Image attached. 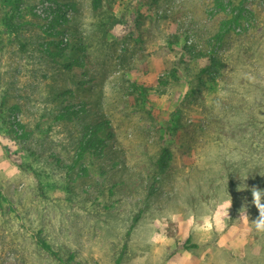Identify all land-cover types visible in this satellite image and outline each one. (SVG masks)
<instances>
[{"label":"rangeland","instance_id":"1","mask_svg":"<svg viewBox=\"0 0 264 264\" xmlns=\"http://www.w3.org/2000/svg\"><path fill=\"white\" fill-rule=\"evenodd\" d=\"M15 1L0 0V264H264V0H55L54 37Z\"/></svg>","mask_w":264,"mask_h":264},{"label":"trees","instance_id":"2","mask_svg":"<svg viewBox=\"0 0 264 264\" xmlns=\"http://www.w3.org/2000/svg\"><path fill=\"white\" fill-rule=\"evenodd\" d=\"M19 0L15 1V5H16V9H18L19 7ZM101 0H94V7L97 9L101 6ZM21 5V4H20ZM66 8L65 5H61V11H64ZM64 14V12L62 13H58L55 15V17L53 18L51 24L49 26L46 27V34L50 37H54L57 36L60 33V29L58 28L60 26L61 28V23L59 21V19L61 18V16ZM58 26V27H57ZM49 44H56L57 48H59L60 54L64 53V50L66 48H68L69 43L67 42H63V39L59 40V41H54L53 39L49 41ZM75 47H79V46H75ZM49 53L52 54H56V52L52 51V50H48ZM84 55H81L80 57L83 58ZM71 63L67 64L68 68L71 67ZM219 65L221 67L222 63L219 59H216V57L212 56L210 58V65L211 68H215V66ZM204 68V72H211L210 70H208V67ZM218 66H217V70H218ZM215 79V77L213 78ZM202 80V79H201ZM82 104H72V105H68L65 106V108L60 112L61 116L64 117H68V118H73V116L75 115H80L82 111ZM107 120L104 119H100L99 121H97L96 123L90 124L88 126H86L85 129V141H83V148L82 150L84 152H88L90 151V153L96 155V156H102L103 153L105 152V149L107 147V142L106 139L108 137L113 136V133L110 129V127L107 126ZM170 150L168 147H164L159 161H158V166H159V171L160 172H164L168 166H169V160H170ZM45 244V247H48V245Z\"/></svg>","mask_w":264,"mask_h":264},{"label":"clouds","instance_id":"3","mask_svg":"<svg viewBox=\"0 0 264 264\" xmlns=\"http://www.w3.org/2000/svg\"><path fill=\"white\" fill-rule=\"evenodd\" d=\"M251 195V203L258 211L257 218L251 221L252 229L258 234H264V190L253 187L251 189ZM231 206L232 200H229L222 205L223 209L225 210V215H229V209L231 208ZM239 217L244 219L245 221L249 219L247 202L242 205L239 211ZM204 227L207 229H211L212 227V224L209 222L208 218H204Z\"/></svg>","mask_w":264,"mask_h":264},{"label":"built area","instance_id":"4","mask_svg":"<svg viewBox=\"0 0 264 264\" xmlns=\"http://www.w3.org/2000/svg\"><path fill=\"white\" fill-rule=\"evenodd\" d=\"M33 4L34 14L42 18L41 20L46 24L44 27H46L47 23L51 22L58 13L64 12V14L59 19L61 26L63 25L64 18L69 16V11L67 8H65L64 11H61L60 3L58 4L55 0H36Z\"/></svg>","mask_w":264,"mask_h":264},{"label":"crops","instance_id":"5","mask_svg":"<svg viewBox=\"0 0 264 264\" xmlns=\"http://www.w3.org/2000/svg\"><path fill=\"white\" fill-rule=\"evenodd\" d=\"M8 42H9V41H8V39H7V43H8ZM2 44H3V45H2V47H3V46H5L6 43L3 42ZM7 47H8V46H7Z\"/></svg>","mask_w":264,"mask_h":264}]
</instances>
